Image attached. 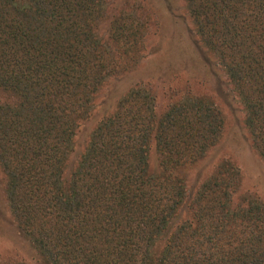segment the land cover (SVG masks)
Listing matches in <instances>:
<instances>
[{
    "label": "trees",
    "instance_id": "16d2710c",
    "mask_svg": "<svg viewBox=\"0 0 264 264\" xmlns=\"http://www.w3.org/2000/svg\"><path fill=\"white\" fill-rule=\"evenodd\" d=\"M112 3L0 0V167L17 231L45 264H264V203L242 191L240 168L221 159L189 184L225 127L212 98L187 94L159 112L137 85L76 160L96 97L151 34L150 13ZM185 3L264 160V0Z\"/></svg>",
    "mask_w": 264,
    "mask_h": 264
},
{
    "label": "rangeland",
    "instance_id": "374dc122",
    "mask_svg": "<svg viewBox=\"0 0 264 264\" xmlns=\"http://www.w3.org/2000/svg\"><path fill=\"white\" fill-rule=\"evenodd\" d=\"M111 1L119 11L127 6L126 2L141 6L152 15L153 25L138 59L123 64L120 72L107 81L96 97L92 117L81 125L75 139L76 160L83 152L93 128L114 110L122 96L137 85L153 90L157 95L159 112L187 94L208 96L223 110L226 123L218 144L189 177L190 186L204 180L221 159H230L241 170L242 191L257 196L264 203V160L251 145L244 123L243 105L221 65L206 55L194 32L185 0ZM110 20L108 18V24ZM150 163L151 170L157 171L159 161L154 150ZM15 261L45 264L17 231L8 208L5 175L0 167V264Z\"/></svg>",
    "mask_w": 264,
    "mask_h": 264
}]
</instances>
